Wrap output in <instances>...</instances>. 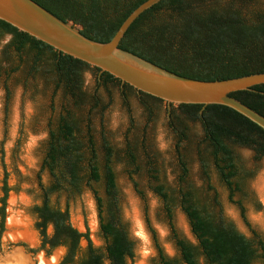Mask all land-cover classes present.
Returning <instances> with one entry per match:
<instances>
[{
	"label": "trees",
	"instance_id": "obj_1",
	"mask_svg": "<svg viewBox=\"0 0 264 264\" xmlns=\"http://www.w3.org/2000/svg\"><path fill=\"white\" fill-rule=\"evenodd\" d=\"M33 1L60 20L79 26L84 36L107 42L130 12L145 0ZM5 36L8 39L1 43ZM118 47L157 67L193 79L219 80L264 72V0H160L132 22ZM20 68L24 76L38 79L43 88L52 89L54 94L59 91L67 101L48 129L42 167L48 171L49 182L40 183L39 203L31 207L39 244L30 251L40 250L49 256L55 248L64 247L56 264H127V260L133 264L134 241L119 215L113 147L101 136L102 160L99 159L91 119L88 113L83 117L80 112L86 107L90 114L103 111L107 103L99 90L109 94V85H119L123 99L130 92L138 94L149 118L163 101L121 84L111 74L99 72L98 68L58 52L0 20V74L8 76ZM86 71L99 72L94 92L83 87ZM5 91L7 96L6 88ZM230 95L264 116V83ZM68 102L77 112L69 109ZM170 107L168 126L178 143L177 185L171 189L160 182L155 163L148 160L146 165L153 181L149 188L161 199L169 219L174 205L179 206L196 243L179 236L170 224L178 256H167L156 244L157 254L150 264H252L256 260L264 263V237L249 223L242 201L233 198L235 192L245 195L244 181L250 175L235 147L252 149L256 159L264 156V130L224 105ZM187 121L198 123L201 128L204 153L200 151L198 155L203 175L208 178V163L212 164L227 189L228 201L237 206L251 237L226 218L211 186L204 195L186 181L187 162L178 147L189 141ZM123 153L132 173L137 172L140 166L132 145L127 144ZM101 180L108 197L106 209L93 187ZM84 189H89L95 199L102 247L92 244L87 228L80 232L71 224L68 203L62 208L51 200L61 193L69 200ZM8 191L4 180L0 238ZM82 239L86 241L84 247L80 244Z\"/></svg>",
	"mask_w": 264,
	"mask_h": 264
},
{
	"label": "rangeland",
	"instance_id": "obj_2",
	"mask_svg": "<svg viewBox=\"0 0 264 264\" xmlns=\"http://www.w3.org/2000/svg\"><path fill=\"white\" fill-rule=\"evenodd\" d=\"M7 39L8 36H5L1 43ZM98 74L99 72L94 71L83 74V87L87 91H95V78ZM5 88L8 90L7 96ZM108 89L109 94L103 89L99 90L107 103L103 111H93L90 114L86 107L80 113L83 117L88 113L91 119L99 159L102 160L101 136L113 147L112 163L118 189L119 215L128 236L134 241L133 264H150L157 254L156 244L167 256H178L170 224L179 236L192 243H196V240L178 205H174L172 218L169 219L161 199L149 188L153 181L146 165L148 160L154 162L160 182L167 188H176L178 169L175 149L178 143L168 126L171 107L163 102L149 118L138 94L130 92L123 99L119 85H109ZM64 103L67 104V101L63 100L59 91L54 94L52 89L43 88L38 79L24 76L21 68L8 76L0 74V198L3 195L4 180L9 187L4 231L0 238L1 257H6L18 248L24 252L26 250L29 264H56L64 252L61 247L55 248L49 256L40 250L34 253L30 251L39 244L31 207L39 203L40 183L49 182L48 171L42 167L48 129ZM69 109L77 112L71 103ZM186 124L189 141H183L178 147L187 162L186 181L204 195L209 193L208 188L211 186L226 218L240 232L251 237L237 206L228 201L227 189L212 164L208 163V178L203 175L198 155L200 151L204 153L200 144L202 132L199 124L190 121ZM127 144L132 145L140 166L134 173L123 157V149ZM235 150L250 175L244 181L245 195L235 192L233 198L242 201L249 223L264 237V156L256 159L254 152L248 147L238 146ZM93 187L106 209L108 197L102 180L94 183ZM51 200L57 201L62 208L68 203L71 224L81 232L87 228L92 244L103 246V240L99 236L96 203L89 189H84L80 195L69 200L64 193L53 195ZM47 231L50 232V228ZM80 244L84 247L86 241L82 239ZM127 264H131L130 260H127ZM252 264L264 263L256 260Z\"/></svg>",
	"mask_w": 264,
	"mask_h": 264
},
{
	"label": "water",
	"instance_id": "obj_3",
	"mask_svg": "<svg viewBox=\"0 0 264 264\" xmlns=\"http://www.w3.org/2000/svg\"><path fill=\"white\" fill-rule=\"evenodd\" d=\"M160 0H145L122 21L107 42L94 41L79 32L71 21L64 22L33 0H0V20L10 24L58 52L107 72L136 91L170 104H219L227 106L264 130V116L230 94L251 90L264 83V72L219 80L179 76L124 51L118 44L132 22ZM10 256V255H8ZM3 258L0 264H22Z\"/></svg>",
	"mask_w": 264,
	"mask_h": 264
},
{
	"label": "flooded vegetation",
	"instance_id": "obj_4",
	"mask_svg": "<svg viewBox=\"0 0 264 264\" xmlns=\"http://www.w3.org/2000/svg\"><path fill=\"white\" fill-rule=\"evenodd\" d=\"M80 231V230H79ZM81 232V231H80ZM17 246V245H16ZM58 248V247H57ZM61 248H63V250H64V247H61ZM25 252H26V250H25ZM24 251H22V249H16V250H14V251H11L8 255H10V256H6V257H1L0 256V263L2 262L1 261V259H3V258H7L8 257V259L10 260V259H14L13 261H17V262H19V261H22V264H29V260H28V256H27V254L25 253ZM64 253V252H63ZM63 255V254H62ZM62 257V256H61ZM60 257V258H61ZM60 260V259H59ZM58 260V261H59Z\"/></svg>",
	"mask_w": 264,
	"mask_h": 264
}]
</instances>
